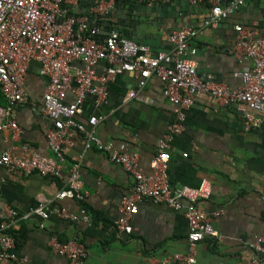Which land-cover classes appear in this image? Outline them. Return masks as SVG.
<instances>
[{
	"label": "crops",
	"instance_id": "crops-1",
	"mask_svg": "<svg viewBox=\"0 0 264 264\" xmlns=\"http://www.w3.org/2000/svg\"><path fill=\"white\" fill-rule=\"evenodd\" d=\"M191 2L199 3V8L185 16H152L149 26L141 18L135 40L146 53L167 51L172 46L169 35L173 30L192 27L197 33L188 46L193 50L198 75L203 79L211 75L218 83L239 87L242 81L237 73L251 67L252 62L234 56L233 26L241 24L264 39V0H245L238 10L212 26L204 24L211 4L207 0ZM89 3L84 2L73 15H86ZM111 25L90 20L91 27L99 28L98 39L104 38ZM118 31L127 34L129 30ZM105 67V61L98 62L96 75ZM46 84L39 64L31 62L23 81L29 102L12 104L0 93L3 120H14L18 126V130L0 131V152L10 151L22 158L32 153L56 157L46 137L53 123L41 110ZM163 88L164 82L157 77L139 88L132 73L122 72L108 83L104 104L96 106L94 96L87 95L76 120L86 123L91 115H106L96 126L100 145L87 143L83 132L68 129L71 144L61 147L64 163L59 177H43L37 172L26 175L0 166V215L12 222L17 257H25L26 264H70L52 250L50 239L56 237L82 242L86 248L83 264H182L161 263L163 258L188 251V224L181 210L144 199L130 220L131 230L117 234L115 228L121 199L133 191L134 179L108 156L113 151L137 153V169L151 172L150 162L159 153L157 144L174 120L172 102ZM131 91L135 92L133 97L128 95ZM73 98L72 93L67 95L68 101ZM183 115L184 128L168 141L169 182L172 188L197 187L204 180L211 183V196L200 200L198 206L208 213L219 234L215 240L207 238L196 244V264H264V256L257 257L252 246L255 237L264 234V113L243 103L223 105L201 93ZM246 115L258 117L260 122L246 127ZM74 163L88 195L82 200L56 199ZM39 201L47 205L45 219L32 213ZM56 207L78 218H63L52 211ZM82 209L87 220L80 214ZM0 264L15 263L6 260Z\"/></svg>",
	"mask_w": 264,
	"mask_h": 264
},
{
	"label": "built area",
	"instance_id": "built-area-1",
	"mask_svg": "<svg viewBox=\"0 0 264 264\" xmlns=\"http://www.w3.org/2000/svg\"><path fill=\"white\" fill-rule=\"evenodd\" d=\"M77 0H0V93L9 103H28L24 93L23 81L31 62L39 64V73L47 78L42 94V112L52 121V127L46 137L56 157L32 153L22 158L10 151L0 152V166L8 171L23 174L37 172L43 177H59L64 163L62 145L71 144L66 135L74 128L85 134L86 142L99 144L96 126L106 115L88 117L86 123H80L76 117L83 112V103L87 95L94 96L96 106L106 102L108 83L122 72H130L137 80L139 88L144 87L151 77L164 82L163 94L172 102L174 120L159 140V153L151 160V172L146 174L137 169V153L113 151L108 160L122 166L134 179L133 191L121 199L119 214L115 220L117 234L131 230L130 220L138 210V202L151 199L164 203L174 210H181L187 219L188 251L175 253L163 258L161 263L179 261L182 264H196L195 246L204 239L215 240L219 237L211 217L198 206V202L212 194L211 183L204 180L199 186L182 185L172 188L168 178L167 152L168 141L184 128L183 111L189 108L197 95L211 96L223 105L243 103L254 111L264 113V39L256 36L251 29L235 24L233 54L238 60L249 59L251 67L243 69L237 75L241 85L230 88L218 83L211 75L204 79L198 75L193 60V50L188 41L197 31L192 27L173 30L169 39L172 46L167 51L146 53L144 47L134 39L126 38L117 30H107L104 38L98 39L99 28L90 26L88 15L67 16L63 3H75ZM192 1V0H191ZM211 4L210 15L205 25H215L225 20L234 11L244 5L245 0H207ZM224 1V3H223ZM110 2H98L91 12L95 19L104 14ZM105 61L104 72L96 75L94 67ZM76 62L81 66L75 65ZM72 93L74 98L67 100ZM129 97L135 95L131 91ZM0 108V131L18 130L14 120H3ZM258 117L246 115L245 126L257 125ZM86 143V146L88 145ZM1 180V179H0ZM88 195L79 177L78 164H72L69 177L57 191L56 199L82 200ZM46 203L39 201L32 213L47 218ZM59 216L77 219L73 213L53 208ZM82 218L89 217L84 210ZM13 216L12 211H8ZM0 215V262L10 260L15 264H26V258L15 253L17 239L11 229V221ZM52 250L69 259L70 264H83L86 256L84 244L77 239L61 241L50 239ZM253 249L257 255L264 256V234L255 237Z\"/></svg>",
	"mask_w": 264,
	"mask_h": 264
},
{
	"label": "water",
	"instance_id": "water-1",
	"mask_svg": "<svg viewBox=\"0 0 264 264\" xmlns=\"http://www.w3.org/2000/svg\"><path fill=\"white\" fill-rule=\"evenodd\" d=\"M86 1L90 3L87 4L84 12L91 18L90 20L95 19L94 13L91 12L94 4L101 1L110 2L108 10L104 14L98 15L96 21L99 23L111 22L112 25L109 29L117 31L128 28V33L122 32V34L128 39L134 40L137 38V28L142 22L141 18H144L149 26L148 21L152 16L162 19L185 16L194 12V9L199 8L200 5L197 2H191V0H77L72 4L63 3L67 16H73Z\"/></svg>",
	"mask_w": 264,
	"mask_h": 264
}]
</instances>
